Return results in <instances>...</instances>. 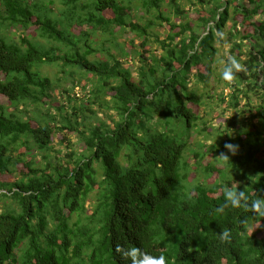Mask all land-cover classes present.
<instances>
[{"label":"trees","instance_id":"trees-1","mask_svg":"<svg viewBox=\"0 0 264 264\" xmlns=\"http://www.w3.org/2000/svg\"><path fill=\"white\" fill-rule=\"evenodd\" d=\"M179 1L0 0V264H131L118 244L166 264H264V218L220 210L225 185L249 203L264 197V0H187L192 11ZM31 28L44 43L4 34ZM224 32L243 71L220 79L229 93L217 101L234 114L209 131L190 83L219 77ZM45 65L82 90L95 80L88 97L72 89L66 106ZM105 110L109 121L98 118Z\"/></svg>","mask_w":264,"mask_h":264},{"label":"rangeland","instance_id":"rangeland-1","mask_svg":"<svg viewBox=\"0 0 264 264\" xmlns=\"http://www.w3.org/2000/svg\"><path fill=\"white\" fill-rule=\"evenodd\" d=\"M239 1L244 3V4H247V0H239ZM179 2L181 3V5L186 10H189V11H192L191 9H194V7H195V6L191 5L187 0H180ZM247 5L250 6V4H247ZM166 10L168 11L167 7H166ZM106 14H108V16H110L109 12H106ZM138 15L139 14L136 13V12L133 13V17L134 18L136 16H138ZM193 15H195V14H193ZM191 17L193 18L192 14H191ZM172 19L174 21H176V22L178 21V19H176L174 17H172ZM201 31L202 30H200V32ZM75 32H77V30ZM4 34L5 35L7 34L10 37V39L12 41H15V42H19L20 41L19 38H20V36L22 34H24L25 36H28V38L31 41H33L34 39L40 40V39L37 38V36H36V34L34 32V28H31V29H29L26 32H20L18 29L17 30L16 29H10V30H5ZM33 37H36V38H33ZM132 37H133V35L131 33H125L122 36H120L119 40H120V42H122V40H127L128 41ZM161 37L163 38V35ZM227 37H228L227 32H224L223 35H222V38H223V40L225 42L223 44H221V45H219L218 43L215 44V47H216L217 51L215 53V56H214L215 59H214V61H213L211 66L218 73L223 69L224 64H225V59H226V57H228L227 51L229 50V46L230 45H229V42H227ZM95 40H96V42H94V46L98 45L99 42H100L99 39H95ZM40 41H42V40H40ZM42 42L44 43V41H42ZM135 44H137V45L139 44V40L138 39H136ZM243 44H244L243 50L246 51L249 48L248 47L249 43H248V41H244ZM148 47H149L148 49L156 50V54H159L161 52V50L154 43H152L151 46H148ZM125 51L127 53L129 52V50H125ZM236 53L237 52H235V54ZM130 54H131V51H130ZM131 56L132 55H130L126 59L127 62L125 64V66H128L132 71H134L135 66H136V62L133 61V63H132V60L130 59ZM94 57L95 58H101V57L104 58V55L97 54L96 56H90L89 59L93 60ZM40 72H41V74L43 76H46V77L50 78V80L54 84L55 88L57 86V89L54 90L52 92V94L55 95V97H56L57 94H61V96H59L60 101L62 103H64V104H66V106L69 105L68 104L69 101H66V98L68 97V95L65 94L66 92H69V94L72 95L71 92H72V89H73V92L74 91H76V92L78 91L77 98H81L82 96L87 94L86 91L91 90V88H93V84H95V80L92 79V80L89 81V84L87 83L88 87H86L85 90H82L80 85H77L75 82H73L72 78L69 77L68 75L64 74L61 71V68L56 66V65H45V66H42L40 68ZM77 77L79 78V75L76 76V78ZM0 79H3V76L1 74H0ZM220 79H221V76L219 75V77H217V76L211 77L210 80L207 81V83L195 82V79H194V82L190 83V86L195 88L196 91L198 92V94L201 95V101L203 102V105L199 104L200 106H197V112H199L200 115L203 116V120L207 122L208 126H212L210 129H208L209 131H211L212 128H214V127L215 128L218 127V125H219V120L218 119L219 118L224 119L226 116H228V114L230 115L231 113L234 112V111H229V112L223 113V106H222V104H220L219 101H217L218 99L216 98V95H217L216 93H218L219 90H221L223 88L224 94H228L229 93V88L227 86H225V84L223 82H221ZM77 81H79V80H77ZM207 93H208V95H211L213 98L212 97L208 98ZM202 94H203V97H202ZM57 97H58V95H57ZM85 97H88V94L85 95ZM85 97L81 98V99H85ZM227 97L228 96H226V98ZM108 99H109V96H107L106 100H108ZM71 101H72V104H70V106L74 105L76 103L79 104V101H73V100H71ZM0 103L1 104H6V101L3 99V100H1ZM240 104H241V108L243 106L245 108L244 100H241ZM48 106H46L44 109L48 108ZM95 109H98V107L95 106ZM112 113L113 112H110V111H107V110L102 111V112L100 111V113H98V118H102V119H105L106 121H109L108 118L106 117V114H112ZM31 114H33V112H31ZM236 114L238 115V118H236V119H238V122H240L242 117L239 116L238 112H236ZM215 116H218V117H215ZM247 117H249V115ZM95 121H96V119L93 120V122H95ZM252 123H257V121L254 120V121H252ZM252 123H247L248 125L245 124V127L246 128H250V124H252ZM240 125H242V123H240ZM195 136H196V134H193L191 136L190 140L192 141ZM77 138H78L77 134L73 133L71 135V140L73 141L75 147L79 148V147L82 146V144L77 140ZM198 139H200V141L202 143L207 144V145H209L210 142H211L210 139L206 140L203 137V135L199 136ZM55 148H58V146H55ZM64 152H65V150L62 151L63 154H64ZM2 179L4 181H7V182H10L12 180V178H10L8 176H4ZM0 207H1V205H0Z\"/></svg>","mask_w":264,"mask_h":264},{"label":"clouds","instance_id":"clouds-1","mask_svg":"<svg viewBox=\"0 0 264 264\" xmlns=\"http://www.w3.org/2000/svg\"><path fill=\"white\" fill-rule=\"evenodd\" d=\"M239 71H243V65L235 57L230 56L220 76L223 80L231 82L235 78V73ZM238 147V145L232 143H225L224 145L227 153H231L232 155L237 153ZM220 157L229 160V155L226 153L222 152ZM223 191L225 200L220 210L225 206L250 209L254 216L264 218V197L258 195L256 199L251 200L249 203L250 198L245 190L238 191L237 188L233 189L225 185ZM258 191L264 192V189ZM218 236L221 241L227 242L230 240V230L224 229L218 233ZM115 251L121 255L122 260L126 256L131 264H166L164 256H153L139 247L127 248L118 244Z\"/></svg>","mask_w":264,"mask_h":264},{"label":"built area","instance_id":"built-area-1","mask_svg":"<svg viewBox=\"0 0 264 264\" xmlns=\"http://www.w3.org/2000/svg\"><path fill=\"white\" fill-rule=\"evenodd\" d=\"M77 93H78V91L76 92V91H74V94H75V96L77 97L78 95H77Z\"/></svg>","mask_w":264,"mask_h":264}]
</instances>
